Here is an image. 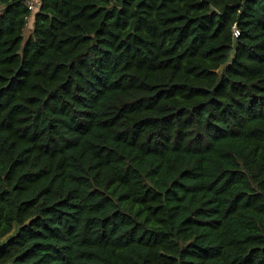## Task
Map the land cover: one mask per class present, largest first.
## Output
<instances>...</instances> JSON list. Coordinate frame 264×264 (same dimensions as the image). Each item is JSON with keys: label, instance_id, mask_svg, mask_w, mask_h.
Returning a JSON list of instances; mask_svg holds the SVG:
<instances>
[{"label": "trees", "instance_id": "obj_1", "mask_svg": "<svg viewBox=\"0 0 264 264\" xmlns=\"http://www.w3.org/2000/svg\"><path fill=\"white\" fill-rule=\"evenodd\" d=\"M0 264H264V0H0Z\"/></svg>", "mask_w": 264, "mask_h": 264}, {"label": "built area", "instance_id": "obj_2", "mask_svg": "<svg viewBox=\"0 0 264 264\" xmlns=\"http://www.w3.org/2000/svg\"><path fill=\"white\" fill-rule=\"evenodd\" d=\"M25 6L32 13H35L39 10L41 0H23Z\"/></svg>", "mask_w": 264, "mask_h": 264}, {"label": "rangeland", "instance_id": "obj_3", "mask_svg": "<svg viewBox=\"0 0 264 264\" xmlns=\"http://www.w3.org/2000/svg\"><path fill=\"white\" fill-rule=\"evenodd\" d=\"M29 34H31V20H29L28 22V25H27V28L25 29V32H24V42L27 40V38L29 37ZM226 66V65H225ZM223 68V67H222ZM221 68V69H222ZM17 228L15 227L13 229V231L6 237L2 240V243H4L9 237H11L12 235L15 234Z\"/></svg>", "mask_w": 264, "mask_h": 264}]
</instances>
